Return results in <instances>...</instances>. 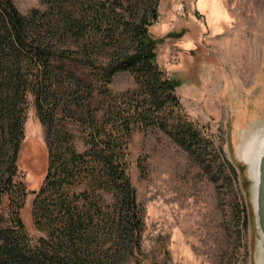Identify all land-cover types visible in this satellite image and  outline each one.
<instances>
[{"label":"trees","instance_id":"1","mask_svg":"<svg viewBox=\"0 0 264 264\" xmlns=\"http://www.w3.org/2000/svg\"><path fill=\"white\" fill-rule=\"evenodd\" d=\"M45 2L22 13L0 0V264H134L145 229L128 172L133 131L157 126L198 159L217 150L185 112L180 81L159 65L150 27L160 0ZM125 70L137 87L116 92L110 85ZM29 95L50 146L32 207L46 232L37 240L22 217L31 191L19 175ZM69 120L88 133L84 151L66 137ZM77 181L84 190L72 188Z\"/></svg>","mask_w":264,"mask_h":264},{"label":"rangeland","instance_id":"2","mask_svg":"<svg viewBox=\"0 0 264 264\" xmlns=\"http://www.w3.org/2000/svg\"><path fill=\"white\" fill-rule=\"evenodd\" d=\"M14 3L22 13L48 8L45 0ZM159 14L150 27L161 39L159 65L180 81L185 112L203 127L217 155L198 159L157 126L133 131L128 172L145 229L134 264H261L244 148L264 129V0H160ZM110 87L134 89L135 75L121 71ZM28 103L19 175L31 191L22 217L37 240L46 232L33 218L38 196L32 191L45 181L50 146L34 95ZM66 127V137L84 151L85 128L75 120ZM72 188L84 190V181Z\"/></svg>","mask_w":264,"mask_h":264},{"label":"water","instance_id":"3","mask_svg":"<svg viewBox=\"0 0 264 264\" xmlns=\"http://www.w3.org/2000/svg\"><path fill=\"white\" fill-rule=\"evenodd\" d=\"M260 131L253 134L255 137L251 141L250 157H244V160L251 171L253 209L260 234V259L261 264H264V129ZM37 190L32 192L35 193Z\"/></svg>","mask_w":264,"mask_h":264},{"label":"bare ground","instance_id":"4","mask_svg":"<svg viewBox=\"0 0 264 264\" xmlns=\"http://www.w3.org/2000/svg\"><path fill=\"white\" fill-rule=\"evenodd\" d=\"M251 144H252V143H249V141H248V144H247L246 147L244 148V149H245V151H244V155H246V156H245L246 158H247V157H250L249 153H250V150H251Z\"/></svg>","mask_w":264,"mask_h":264}]
</instances>
